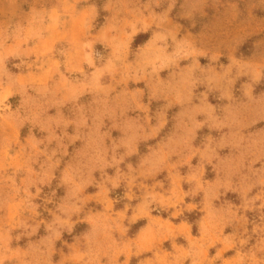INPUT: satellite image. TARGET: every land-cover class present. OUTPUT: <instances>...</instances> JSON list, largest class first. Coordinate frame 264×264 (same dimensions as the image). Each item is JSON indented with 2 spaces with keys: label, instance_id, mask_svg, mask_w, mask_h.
I'll return each mask as SVG.
<instances>
[{
  "label": "clouds",
  "instance_id": "obj_1",
  "mask_svg": "<svg viewBox=\"0 0 264 264\" xmlns=\"http://www.w3.org/2000/svg\"><path fill=\"white\" fill-rule=\"evenodd\" d=\"M0 264H264V0H0Z\"/></svg>",
  "mask_w": 264,
  "mask_h": 264
},
{
  "label": "rangeland",
  "instance_id": "obj_2",
  "mask_svg": "<svg viewBox=\"0 0 264 264\" xmlns=\"http://www.w3.org/2000/svg\"><path fill=\"white\" fill-rule=\"evenodd\" d=\"M141 223H143V222H141Z\"/></svg>",
  "mask_w": 264,
  "mask_h": 264
}]
</instances>
